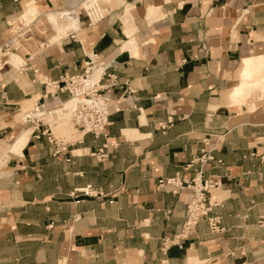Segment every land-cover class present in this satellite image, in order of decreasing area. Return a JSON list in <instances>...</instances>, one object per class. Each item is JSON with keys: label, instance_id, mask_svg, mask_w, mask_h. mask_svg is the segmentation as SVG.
Listing matches in <instances>:
<instances>
[{"label": "crops", "instance_id": "crops-1", "mask_svg": "<svg viewBox=\"0 0 264 264\" xmlns=\"http://www.w3.org/2000/svg\"><path fill=\"white\" fill-rule=\"evenodd\" d=\"M100 1L95 22L94 0H0V48L24 6L22 20L66 34L15 54L18 69L0 66V264H264V96L233 98L244 60L264 54V0ZM91 55L121 85L108 92V137L75 129L57 138L59 154L33 129L26 138L23 105L58 112L69 97L43 99L46 84L80 74ZM214 148L222 165L206 177L219 184L224 231L203 220L173 241L188 193H161L158 181L189 178L184 166Z\"/></svg>", "mask_w": 264, "mask_h": 264}, {"label": "built area", "instance_id": "built-area-1", "mask_svg": "<svg viewBox=\"0 0 264 264\" xmlns=\"http://www.w3.org/2000/svg\"><path fill=\"white\" fill-rule=\"evenodd\" d=\"M91 9L97 15L95 22L103 19V12L99 5H94ZM83 10L90 21L94 23L88 10L83 7ZM39 22L28 25L21 18L18 26L12 22L9 24L11 29V36L7 42L0 48V58L8 55L10 51L18 53L20 51H29L28 45L35 38L36 40H43L47 32H43V27L40 25L42 16L39 17ZM46 25V24H44ZM22 26V27H20ZM46 27V26H45ZM38 28V30H35ZM46 46V43H41L40 48ZM114 69L112 66H104L97 55L86 56L83 65V70L80 74L67 73L58 81L46 84L52 88L54 93H45L43 99L51 97L57 100L58 94H67L69 101L73 102V107L70 110V122L73 127L85 135H92L95 139L107 138V130L109 127L111 100L108 92L114 89L121 88L117 83V76L111 73ZM99 72V78L95 79V73ZM105 79L108 83L102 84ZM64 108V105L62 106ZM35 113L40 114L39 117L26 116L23 120L24 124L33 126L34 133H37V138L45 137L49 143L56 146V154H59L60 146L56 137L53 136L51 125L49 122L43 121L44 114L51 113L47 111L44 103L35 102ZM42 128H44L42 130ZM106 150V146L103 148ZM99 152V158L107 157ZM214 149H202L199 154L192 157L190 162L183 168L184 172L190 174L189 178H185L180 174L158 181L157 189L161 193L179 196L182 192H187L186 213L185 220L181 231L175 236L173 241H182L193 234L201 221H206L211 234H220L224 230L221 227L220 217L213 214V206L211 203V192L219 188V184L210 178L206 177L207 167L211 165H222L221 161L216 160ZM251 156H255L254 154ZM81 194L85 196H92L91 187H86L80 190ZM167 243H164V249L167 248Z\"/></svg>", "mask_w": 264, "mask_h": 264}, {"label": "rangeland", "instance_id": "rangeland-1", "mask_svg": "<svg viewBox=\"0 0 264 264\" xmlns=\"http://www.w3.org/2000/svg\"><path fill=\"white\" fill-rule=\"evenodd\" d=\"M94 1H97L98 5L99 6H102L101 5L102 2L100 0H94ZM37 12H38V9H37ZM56 13L57 12H50L48 15H50V14H56ZM68 13H70V12H68ZM22 15H25V6L14 17V20H10L7 24L9 25V24H11L13 22L15 24L14 26H18L19 19L21 18ZM50 18H57V17H50ZM27 21H25V22L27 23ZM27 24L29 25V23H27ZM45 26L46 27L44 28L43 32L44 31L47 32V34H45V37L46 38H44L43 40H36L34 38L31 41V44L27 46V47H29L28 49H29L30 53H33V52L37 51L40 48L39 46H41V43H46V46L47 45L49 46V45H52V44H55V43L60 42L61 41V38L63 39V38L66 37V34H64V33H62V35H60V33L58 32L59 29H60V24H57L55 21H53V23L47 22ZM20 27H22V26H20ZM9 30H11V29L9 28ZM35 30H38V28H35ZM70 33H72V32H70ZM11 34H12L11 31L8 32V36L9 37L11 36ZM15 54L18 55L14 51H10L8 53V56L7 57L1 58L0 59V66H1L2 61H9L10 60V64L14 65L16 67V69H18L19 68V64H22V62H21V59L20 58L13 57V55H15ZM258 75L261 76V73H259ZM98 78H99V75H98V77H96V79H98ZM250 91H252V92H262V94L264 96V91L262 90V88L261 87H255L254 88V86L253 87H250L249 89H247L245 91L244 96H246L247 92H250ZM67 101H69V98H68ZM33 102H30V103H27V104L23 105L22 108H23L24 112H25V110H27L26 112L28 113L29 110L32 109V111H33L32 113H35V108H33V105H32ZM21 119H22V117L20 116L19 119H18V122H21L22 124H24V122ZM50 119H51V121H49V124L52 125L51 130L53 129V131H54V132H52L54 137L60 138L62 136H65L66 134H74V133H76L75 128L73 127L72 123L70 122L69 116H64L63 113L61 112V110H59L58 112H55V114L53 115V117L50 118ZM57 122H58V124H57ZM54 123L57 125V126H55L56 129L54 127ZM25 125H28L27 128L30 127L29 124H26L25 123Z\"/></svg>", "mask_w": 264, "mask_h": 264}, {"label": "bare ground", "instance_id": "bare-ground-1", "mask_svg": "<svg viewBox=\"0 0 264 264\" xmlns=\"http://www.w3.org/2000/svg\"><path fill=\"white\" fill-rule=\"evenodd\" d=\"M30 24H32V23H30ZM13 57H17V56L13 55ZM259 73H261V76L258 75ZM98 75H99V73H98ZM95 79H96V77H95ZM253 86H254V88L255 87H261L262 90L264 91V54L253 56V57H251L249 59H245L244 60V66H243V70H242V73H241V85H240V87L238 86L239 88L236 89L233 92V94H234L233 98H235V99H240L241 98L242 99V97L245 94V91L247 89H249L250 87H253ZM233 101H234V99H233ZM72 107H73V102L67 101L64 104V108H61L60 110H61V112L63 113L64 116H69V119H71L69 112L72 109ZM33 108H35V104H33ZM26 111L27 110H25V112H24V114L25 113L26 114L23 117V119H25L26 116H31V117H39L40 116L39 113L38 114L32 113V109H30L28 113ZM54 114H55V112L44 114V117L42 118L43 121H45V122L51 121L50 118H52ZM32 129H33V126L27 128L25 130V132H24L25 134L24 135H25L26 138H28L30 136V134L32 132Z\"/></svg>", "mask_w": 264, "mask_h": 264}]
</instances>
